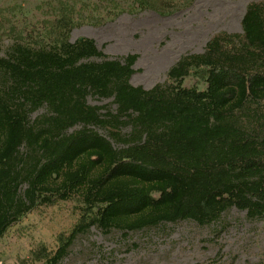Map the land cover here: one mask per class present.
<instances>
[{"label": "trees", "instance_id": "1", "mask_svg": "<svg viewBox=\"0 0 264 264\" xmlns=\"http://www.w3.org/2000/svg\"><path fill=\"white\" fill-rule=\"evenodd\" d=\"M137 60L66 35L47 48L17 41L0 58V238L36 207L76 193L92 218L49 264L93 226L125 235L207 226L232 208L264 219V1L249 4L242 33L215 34L165 84L132 86ZM192 75L206 89L184 87ZM91 95L112 98L116 112L89 105ZM96 127H108L110 139Z\"/></svg>", "mask_w": 264, "mask_h": 264}, {"label": "rangeland", "instance_id": "2", "mask_svg": "<svg viewBox=\"0 0 264 264\" xmlns=\"http://www.w3.org/2000/svg\"><path fill=\"white\" fill-rule=\"evenodd\" d=\"M137 1L0 0V58L17 41L47 48L65 35L71 43L90 39L111 59L138 56L131 84L148 91L165 84L183 56L202 54L215 34L242 33L247 7L264 0H148L144 9ZM183 86L206 89L195 75ZM87 103L116 112L112 98L91 95ZM46 113L42 108L31 118ZM94 129L110 139L108 127ZM92 215L79 193L36 207L0 238V264H49ZM60 264H264V219L232 208L207 226L182 221L126 235L93 226L75 237Z\"/></svg>", "mask_w": 264, "mask_h": 264}]
</instances>
